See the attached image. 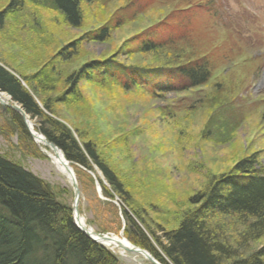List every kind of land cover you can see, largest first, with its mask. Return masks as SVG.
Returning <instances> with one entry per match:
<instances>
[{"label": "rangeland", "instance_id": "obj_1", "mask_svg": "<svg viewBox=\"0 0 264 264\" xmlns=\"http://www.w3.org/2000/svg\"><path fill=\"white\" fill-rule=\"evenodd\" d=\"M10 2L0 0V12ZM22 3L0 30V64L28 90L35 88L44 116L66 125L82 147L95 148L123 188L114 192L94 163L91 170L78 166L81 218L95 232L130 242L127 231L137 234L128 226L127 211L152 249L171 264L161 244L194 210L192 198L246 158L255 157L264 167V0H85L77 27L50 0ZM105 29V40L96 39ZM147 31L184 39L140 52L135 39ZM202 57L212 69L207 83L161 97L140 88L125 91L110 80L97 82L87 69L111 58L154 67ZM69 80H77V86ZM1 108L3 126L9 116ZM30 121L35 128L41 125L36 118ZM0 155L73 206V187L47 154L24 153L17 134L0 130ZM227 229L233 240L241 237V225ZM263 245L264 239L248 243L247 250ZM115 253L121 264H154L136 253Z\"/></svg>", "mask_w": 264, "mask_h": 264}, {"label": "trees", "instance_id": "obj_2", "mask_svg": "<svg viewBox=\"0 0 264 264\" xmlns=\"http://www.w3.org/2000/svg\"><path fill=\"white\" fill-rule=\"evenodd\" d=\"M22 1L11 0L0 12V30L5 28L9 13L22 9ZM50 1L70 26L81 25L80 4L85 0ZM195 7L200 8V5ZM106 31L97 33L95 38L105 40ZM180 39L184 37L166 38L160 32L147 31L135 39V46L140 52L148 53ZM74 48L71 46L70 49ZM87 69L92 80H110L125 91L140 88L154 97L201 87L212 74L209 60L204 57L185 59L178 65L154 67L126 65L111 58L93 63ZM71 82L75 86L78 84L77 80ZM32 88L30 86L32 91L28 90L19 77L0 64V91L8 93L29 117L40 120L41 125L35 129L63 151L76 171L78 166L91 170L94 163L112 190L122 193V185L99 159L95 148L85 143L82 147L66 125L44 116L34 97L35 88ZM2 111L9 116V121L0 126L1 132L10 136L17 134L24 153L44 158L45 154L34 142L22 116L9 108ZM254 158L239 162L229 174L192 198L194 210L186 214L177 230L165 234V244H161L171 264H264V245L260 249L249 246L247 250L248 243L255 244L264 239V167H260ZM104 195L112 197L106 188ZM106 206L118 211L113 203L108 202ZM124 215L128 226L137 234V237L132 236L131 231H127L130 242L149 251L159 263L168 264L152 249L146 235L129 218L127 211ZM228 223L243 227L240 241L225 234L226 228L230 232ZM0 264L121 263L118 256L93 242L76 227L71 205L58 201L48 185L19 163L0 155Z\"/></svg>", "mask_w": 264, "mask_h": 264}, {"label": "water", "instance_id": "obj_3", "mask_svg": "<svg viewBox=\"0 0 264 264\" xmlns=\"http://www.w3.org/2000/svg\"><path fill=\"white\" fill-rule=\"evenodd\" d=\"M2 95L3 94H1V91H0V104H1V106L4 109H6V108L12 109L13 111L19 113L22 116L26 127L28 128V130H29L34 142L37 145H38V140H43L45 142V147L50 150L48 152H52L56 156H59L58 155L59 152L62 154L63 166L65 167L67 173L69 175H71L72 186L74 188V203H73L72 209H73V217H74V222H75L76 227L82 233H84L89 239H91L93 242H95V243H97V244H99L101 246H106L105 242L117 241L118 244H120V248H121L120 250H122L123 252H125V253L126 252H128V253H131V252L132 253H136L138 255L143 256L145 259H147L148 261H151L154 264H161L158 261H156V259L148 251H146V250H144L142 248L136 247L134 245H132V247L123 246L121 244V241L119 240V238L113 237L112 234H99V233H96L92 228L84 229L81 226H79V222H82V220H81L82 218L80 217L79 208H78V202H79V198H80V189H79V185H78V181H77V178H76V174H75L74 168L72 167L71 163L67 160V158L65 157L63 151L60 148H58L54 143L48 141L43 134H40V133H38L35 130V125L33 123H31L30 117L24 112V110L20 107V105L18 103L12 102L11 99H8L6 101L3 100L1 98Z\"/></svg>", "mask_w": 264, "mask_h": 264}, {"label": "bare ground", "instance_id": "obj_4", "mask_svg": "<svg viewBox=\"0 0 264 264\" xmlns=\"http://www.w3.org/2000/svg\"><path fill=\"white\" fill-rule=\"evenodd\" d=\"M1 98L3 100H5V101L9 99L8 97H6V95H2ZM38 145L42 147V149H43L44 152L46 151L45 153L50 157V159L52 160L53 164L56 166L57 170L60 173H62L63 175H65L67 177L69 183L72 186V178H71V175H69L67 173L65 167L63 166V157H62V154L59 152L58 153L59 156H56L54 153L48 152L45 149V142L43 140H38ZM73 190H74V188H73ZM79 201H80V198H79ZM78 206H79V202H78ZM81 220H82V222H79V226H81L82 228L86 229L87 228V225H86L85 221L83 219H81ZM113 237H116V236L113 235ZM117 238H119V237H117ZM119 240L121 241V244L123 246L132 247V244L130 242H128L126 239L119 238ZM105 245H106V247L111 248L112 250H115V251L116 250H119L122 255L125 254V252H123L122 250H120L121 249L120 248V244H118L117 241L105 242Z\"/></svg>", "mask_w": 264, "mask_h": 264}]
</instances>
